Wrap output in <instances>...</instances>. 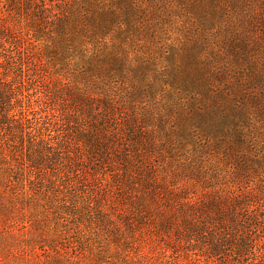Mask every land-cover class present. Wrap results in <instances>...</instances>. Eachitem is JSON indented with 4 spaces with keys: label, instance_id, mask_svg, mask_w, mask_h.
<instances>
[{
    "label": "trees",
    "instance_id": "1",
    "mask_svg": "<svg viewBox=\"0 0 264 264\" xmlns=\"http://www.w3.org/2000/svg\"><path fill=\"white\" fill-rule=\"evenodd\" d=\"M6 1L10 7L11 0ZM59 1L67 6L61 17L51 12L45 0H25L28 9L42 14L43 24L37 30V37L43 31L51 43L66 48H71L72 43L68 42L74 40V46L83 48L90 57H99L101 61L108 55L115 64L111 67L89 62L97 66L93 69L97 75L84 87L91 85L103 96H98L97 103V96L86 95L79 98L73 110L64 109L58 114L55 107H44L45 114L37 115L36 107L41 108L47 102H42L40 96L32 99L35 93L24 92L26 82L33 86L38 80L27 72L29 67L24 69L21 59L25 47L6 23L4 12L11 8L4 11L0 5V264H80L82 252L78 248L83 239V219H94L97 227L104 225L103 239L127 241L122 237L123 225H133L137 214L128 211L113 216L94 199L93 188L87 190L86 184L79 185L85 179L82 168H89L88 164L112 168L118 189L120 181L125 179L129 190L119 191L122 197L138 199L143 193L159 201L167 200L157 208L159 216L154 227L174 234V241L182 248L198 247L199 254H194L203 257L206 264L212 262L215 249L231 257L232 264H257L251 257L252 261L247 262L249 257L242 239L243 229L257 231L251 227L257 212L264 211L260 201L250 210L242 207L235 195L241 189L218 186L204 192L206 200L199 204L192 196H184L181 186L172 184L165 194L154 178H142L138 173L142 172L140 168H145L142 163L148 166V162L137 147L145 142L141 137L152 129L143 123L148 107L139 105L135 96L144 86L143 81H150L148 77L140 78L151 66L143 68V65L152 58L146 52L141 53L139 60H135V69H131L134 61L122 49L123 43L102 54L101 46L104 26L120 17L128 19L129 24L122 29L123 23L116 22L115 32L127 33V40L133 32L142 33L147 28L146 22L132 20L134 10L144 9V0ZM210 2L214 9L222 11L223 20L215 32L201 38L203 48L191 56L193 65H201L195 66V80L190 82L194 89L191 92L198 91L190 97L197 101L196 97L200 96L198 110L211 104L216 110H226L233 118L247 114L264 119V0ZM130 28L134 30L130 32ZM192 41L196 44L200 38L194 36ZM141 42L142 39H137L136 44L144 46ZM89 43L94 48H87ZM163 63V60L157 62L164 68ZM29 64L34 65V60L29 58ZM114 72L122 77L121 84ZM181 109L189 112L190 106L182 104ZM253 120L255 124H264V120ZM241 131L244 140H256L248 138L244 129ZM148 164L149 170L157 169L155 164ZM188 165L193 163L188 160ZM186 171L189 172L188 167ZM205 173L202 172L204 180ZM259 177L264 178L263 170ZM140 186L145 190H138ZM124 215L127 219L121 222ZM116 217L120 220L118 224ZM71 229L77 236L72 235ZM100 229L94 233L98 235ZM68 248L73 249V256L68 255ZM134 262L145 264L139 258ZM106 264L112 262L108 260Z\"/></svg>",
    "mask_w": 264,
    "mask_h": 264
},
{
    "label": "rangeland",
    "instance_id": "2",
    "mask_svg": "<svg viewBox=\"0 0 264 264\" xmlns=\"http://www.w3.org/2000/svg\"><path fill=\"white\" fill-rule=\"evenodd\" d=\"M16 1L11 0L9 7L6 0H0V5L4 11L11 8V11L4 12L6 23L12 27L25 47V55L21 59L24 69L29 67L27 72L38 80L33 86L26 82L24 92L35 93L32 99L40 96L42 102H47L46 105L42 103L41 108L36 107L37 115L45 114L44 107H55V113L58 114L64 109L73 110L79 98L83 99L86 95L97 96V103L98 96H103L91 85L84 87L91 82L89 80L93 75H97L93 70L97 66H92L89 62H102L105 66L112 67L115 63L111 57L105 55L101 61L99 57H90L83 48L74 46V40L68 42L72 43L71 48L60 46V43L56 46L46 39L47 34L43 31L40 33L41 37H37V30L43 24L42 14L36 9L34 12L28 9L25 0ZM45 1L51 12L58 13L57 16L65 14L67 6L59 0ZM214 7L210 0H144V9L140 12L134 10L135 17L132 20H136V23L137 20L146 22L147 28L142 33H136L138 30L133 32L131 39L127 40V33L115 32V24L123 23L121 26L124 29L129 24L128 19L120 17L114 23H107L104 26L101 54L123 43L125 47L122 49L128 51L134 61L131 69H135L141 53L146 52L152 58L148 64L143 65L145 68L151 64L142 74L143 78H140L144 80L148 77L150 81L144 80V86L136 91L135 96L139 105L148 107L143 123L152 130L141 137L146 143H139L137 148L141 150L146 162L155 164L157 169L149 170V164L145 166V162H141L147 168H140L142 172L138 171L142 178H154L165 194L168 186H181L185 190L183 195L192 196L199 204L201 200H206V196L202 195L204 192L218 186L235 187L241 189L235 195L241 200L242 207L252 210L260 201L264 208V178L259 177L261 170L264 171V124H255L253 118L258 122L264 119L256 116L251 118L247 114H237L233 118L226 110H216L211 104L198 110L196 108L200 107V96L196 97L197 101H194L193 96L190 97V94L198 91L191 92L194 89L190 87V82L195 80L196 68L201 65L195 62L193 65L191 56L203 48L201 38L215 32L223 20L220 17L222 11ZM133 30L134 28H130V32ZM194 36L200 38L196 44L192 41ZM89 39L85 38L87 42H91ZM137 39H142L140 45L144 46L136 44ZM87 48H94L93 44L89 43ZM29 58L34 60V65L29 64ZM160 60L164 61V68L157 64ZM103 74L106 75L107 70ZM114 75L121 84L122 77L119 73L114 72ZM182 104L190 106L189 112L181 109ZM238 125L241 128H237ZM241 129H244L248 138L256 140H244ZM188 160L193 165H188ZM88 167L83 166L85 179L79 185L86 184L87 190L93 188L94 199L111 215L134 211L137 221L130 227L123 225L122 237L127 238L123 243V238L103 239L105 226L97 227L94 219H83V239L78 248L82 252L79 255L82 257L79 259L80 264H106L108 260L112 264H139L134 262L138 258L145 264H206L203 257L194 254H199L198 247L190 245L182 248L174 241V234L164 233L154 227L159 216L157 208L162 203L164 206L167 200L159 201L156 197L153 199L151 195L143 193L138 199L129 195L124 198L119 191L129 190V183L125 179L120 181L122 184H119L118 189L112 168L92 167L89 164ZM187 167L189 172L186 171ZM203 171H206V180L202 176ZM138 190L145 189L140 186ZM149 210L152 212H147ZM126 216L120 218L121 222L127 219ZM148 217L153 219L148 220ZM116 218L118 224L120 220ZM252 223L251 228L257 229L255 233L248 227L243 229L242 240L249 257L247 262L255 259L257 264H264V211L257 212ZM98 228L101 229L96 235L94 231ZM70 231L77 236L75 230ZM118 240L121 243L119 245ZM83 246L85 247L81 248ZM73 253V249L68 248V255ZM213 253L209 264L233 263L223 250L215 249ZM197 258L200 259L196 260Z\"/></svg>",
    "mask_w": 264,
    "mask_h": 264
}]
</instances>
